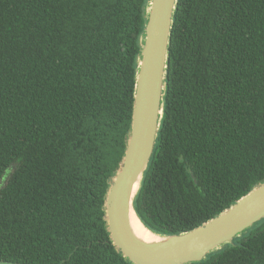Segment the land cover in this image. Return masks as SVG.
I'll return each mask as SVG.
<instances>
[{"label": "trees", "instance_id": "trees-1", "mask_svg": "<svg viewBox=\"0 0 264 264\" xmlns=\"http://www.w3.org/2000/svg\"><path fill=\"white\" fill-rule=\"evenodd\" d=\"M148 0H0V260L132 264L104 201L124 157ZM264 182V0H178L164 114L135 198L192 230ZM189 264H264V219Z\"/></svg>", "mask_w": 264, "mask_h": 264}, {"label": "water", "instance_id": "water-1", "mask_svg": "<svg viewBox=\"0 0 264 264\" xmlns=\"http://www.w3.org/2000/svg\"><path fill=\"white\" fill-rule=\"evenodd\" d=\"M177 4L178 0H148L126 150L105 195L106 229L116 249L132 264L200 262L264 219V182L220 214L182 233L153 231L135 209V198L153 157L164 114L169 47ZM132 214L157 237L146 240L138 236L131 225ZM0 264L25 263L0 260Z\"/></svg>", "mask_w": 264, "mask_h": 264}, {"label": "bare ground", "instance_id": "bare-ground-1", "mask_svg": "<svg viewBox=\"0 0 264 264\" xmlns=\"http://www.w3.org/2000/svg\"><path fill=\"white\" fill-rule=\"evenodd\" d=\"M131 225L133 230L135 231V233L146 239V240H151V239H155L157 237V235H155L154 233H152L149 229H147L142 222L140 221V219L132 214L131 216Z\"/></svg>", "mask_w": 264, "mask_h": 264}]
</instances>
